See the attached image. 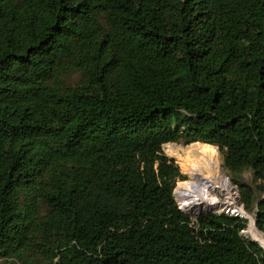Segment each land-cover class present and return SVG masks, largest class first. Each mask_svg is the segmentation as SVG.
I'll return each instance as SVG.
<instances>
[{
  "label": "trees",
  "instance_id": "16d2710c",
  "mask_svg": "<svg viewBox=\"0 0 264 264\" xmlns=\"http://www.w3.org/2000/svg\"><path fill=\"white\" fill-rule=\"evenodd\" d=\"M169 142L264 232V0H0V264H264L247 218L171 202Z\"/></svg>",
  "mask_w": 264,
  "mask_h": 264
},
{
  "label": "bare ground",
  "instance_id": "6f19581e",
  "mask_svg": "<svg viewBox=\"0 0 264 264\" xmlns=\"http://www.w3.org/2000/svg\"><path fill=\"white\" fill-rule=\"evenodd\" d=\"M214 148L215 147L213 146H191L187 151L189 163L188 169L191 178H196L200 181L204 180L203 182L191 181L187 190H181L186 193L187 197L189 196L190 202L186 198L188 208L183 207V209H186L189 214H197L203 209H217L219 207V205H216L218 199L214 195V192L217 190L226 191L228 194L231 192L228 181L219 169L220 163L218 161V154ZM198 204L207 206L203 207ZM238 207L240 206L237 205V208L232 207L229 209L225 207V209H221V211L246 216V213L243 212L242 208ZM246 235L258 240L264 248V233L255 228L253 219L251 218Z\"/></svg>",
  "mask_w": 264,
  "mask_h": 264
},
{
  "label": "rangeland",
  "instance_id": "374dc122",
  "mask_svg": "<svg viewBox=\"0 0 264 264\" xmlns=\"http://www.w3.org/2000/svg\"><path fill=\"white\" fill-rule=\"evenodd\" d=\"M189 145V144H188ZM191 146H201V145H190V146H187L181 142H169V143H165L162 145L161 147V151L159 152L160 155L164 156L167 163L168 164H172L174 167L178 168L179 169V173L181 174L182 176V181L184 183L180 184L177 186V189L181 186H185L184 188L181 187L180 190L182 189V191H185L189 188L190 186V183L191 181H200V180H197L196 178H191L190 176V171L188 169V166H189V163H188V149L191 147ZM213 146V145H211ZM215 147V146H213ZM218 154V161L220 163V166H219V169L221 171L222 174H224L226 180L228 181V184L230 186V189H231V192L228 194L226 191H222V190H217L214 192V195L217 197L218 199V202L216 205H219V207L217 209H211V211L213 212H216V213H227L224 212V211H221V209H225L226 208H237V205H238V196H239V192H238V188L231 184L229 178L226 176V173H225V170L223 169L222 167V159H221V156L217 150V148L215 147L214 148ZM158 160L156 158H152V161L151 163L149 164V170L150 171H153L157 174L158 172ZM246 175V178L249 177V173H245ZM204 180L200 181V182H203ZM175 186V187H176ZM175 189V188H174ZM176 190V189H175ZM180 190H178V196H176V194L174 193V191L171 189V195H172V199H171V202L176 205V207L182 211L183 213H187V215L190 217V219L192 221L196 220L197 219V216L199 215L198 213L197 214H189L187 212L186 209H183L184 208H188L187 207V203H186V198L187 200L190 202V199H189V196L187 197L186 196V193L185 192H180ZM177 197H179L177 199ZM199 206L202 205L203 207L207 206V205H203V204H198ZM242 208L241 205H238ZM238 207V208H240ZM226 209V210H228ZM189 210V209H188ZM205 210V209H203ZM201 212V211H199ZM202 213V212H201ZM230 214V213H229ZM232 214V213H231ZM246 216L248 217V220L250 222V218H252V215H249V214H246ZM249 222H248V226H249ZM191 223H189L190 225ZM254 224V223H253ZM248 226H246V229L244 231L241 232L242 235H244L245 237H248L246 235V231L248 229ZM251 238V237H250Z\"/></svg>",
  "mask_w": 264,
  "mask_h": 264
},
{
  "label": "water",
  "instance_id": "95a60500",
  "mask_svg": "<svg viewBox=\"0 0 264 264\" xmlns=\"http://www.w3.org/2000/svg\"><path fill=\"white\" fill-rule=\"evenodd\" d=\"M242 210H243V208H242ZM208 211H211V210H210V209L201 210V212H208ZM201 212H198V214H200ZM243 212L246 213L244 210H243ZM185 214L187 215V213H185ZM246 214H247V213H246ZM233 215L238 216V217L247 218V216H242V215L237 214V213H233ZM252 218H253V223H254L255 228H257L256 225H255V218H254V216H252ZM247 219H248V218H247ZM258 230H259V229H258ZM259 231H260V230H259ZM263 233H264V232H263ZM246 238H248L249 240H252V241L257 242V243L260 245V247L263 248V246H261V244L259 243L258 240L253 239V238H250V237H246ZM263 250H264V248H263Z\"/></svg>",
  "mask_w": 264,
  "mask_h": 264
},
{
  "label": "built area",
  "instance_id": "2783aa9c",
  "mask_svg": "<svg viewBox=\"0 0 264 264\" xmlns=\"http://www.w3.org/2000/svg\"><path fill=\"white\" fill-rule=\"evenodd\" d=\"M228 213V212H227Z\"/></svg>",
  "mask_w": 264,
  "mask_h": 264
}]
</instances>
